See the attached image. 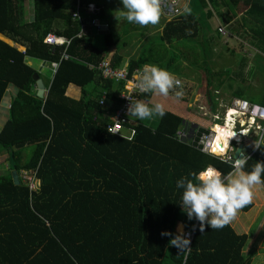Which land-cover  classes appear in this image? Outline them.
I'll use <instances>...</instances> for the list:
<instances>
[{
    "label": "trees",
    "instance_id": "trees-1",
    "mask_svg": "<svg viewBox=\"0 0 264 264\" xmlns=\"http://www.w3.org/2000/svg\"><path fill=\"white\" fill-rule=\"evenodd\" d=\"M25 1L0 0V35L13 42L0 38V101L9 84L16 88L0 128V152L6 153L7 162L6 168L0 167V264H250L251 256L245 252L247 233L235 231L230 223L220 229H210L205 223L201 231L199 222L188 220L179 205L182 189L175 187V181L181 176L207 166L222 175L231 170L223 158L195 144L198 135L217 122L198 123L193 127V141L180 139L177 132L187 120L165 109L163 117L130 121L134 128L130 138L108 132V116L121 103L118 92L122 87L121 82L103 78L96 67L117 43L109 31V13L105 14L108 0H30L28 17ZM189 1L190 13L180 15L185 20L168 21L160 39L162 43L175 41L184 34L192 38L190 48L180 49L179 57L164 54L147 44L151 38L129 58L128 75L143 64H153L181 82L197 81L193 74L201 69L207 94L204 106L210 114L216 115L217 95L223 91L229 95L221 98L224 105L232 98L264 105V91L248 96L252 81L234 74L233 67L244 58L228 56L227 65L213 68L212 44L220 32L213 31L211 10L204 9L211 3L227 22L241 8L247 12L250 18L242 17V34L247 32L250 44L259 50L251 58L250 78L256 75L264 80V0ZM89 2L99 8L96 13L85 10ZM77 6L84 22L92 17L108 19L107 27L95 34L98 44L88 30L79 34L82 23L72 17ZM125 26L132 27L127 22ZM220 27L225 30L221 35L228 34L225 26ZM49 32L69 42L46 43L43 37ZM177 32L178 37L174 36ZM236 34L241 35L229 32ZM118 46L111 58L114 67L122 57ZM196 52L199 59L194 58ZM63 54L68 58H62ZM27 59L58 62L42 97L35 91L33 73H38ZM68 85L76 86L80 95H68ZM103 92L108 108L99 104ZM151 95L140 93L136 100L151 105ZM198 106L194 103L183 109L200 111ZM214 130L219 134L214 151L222 153L228 141L224 132L231 131V126L227 122ZM247 134L243 144L249 151L260 135L259 131ZM234 137L240 140V134L230 138ZM262 147L248 155L245 171L257 161L264 163ZM12 170L18 175L17 184ZM22 171L37 180L34 189L23 181ZM251 206L252 201L241 210ZM178 222L186 230L194 228L187 255L168 244L170 237L160 235L162 230L175 234Z\"/></svg>",
    "mask_w": 264,
    "mask_h": 264
},
{
    "label": "clouds",
    "instance_id": "clouds-1",
    "mask_svg": "<svg viewBox=\"0 0 264 264\" xmlns=\"http://www.w3.org/2000/svg\"><path fill=\"white\" fill-rule=\"evenodd\" d=\"M119 3L122 7L114 12L115 17L119 20L140 26L156 25L159 21L160 0H119ZM178 11L188 14L191 9L185 4ZM135 88L141 93H153L164 97L169 95L170 90L175 89V97L179 98L183 95L181 80L166 69L153 64H145L142 67L137 74ZM164 114L165 108L159 102L149 105L140 100H130L126 108V115L138 121L163 117ZM202 115H205L203 109ZM226 121L230 120L225 118L223 111V123L215 124L223 126L226 125ZM240 127H231V131L224 132L231 143H241L243 137L241 135L238 141L235 140V137L230 138L235 133L239 134ZM210 128L213 130L212 125L208 126V130ZM237 144L235 143V146ZM253 146H264V135L253 141ZM261 150L264 151V147ZM222 158L225 163L230 164L231 168L229 172L223 175L216 168L207 166L195 172L190 171L187 177L181 176L175 181V187L182 189L179 202L181 212L186 214L188 220L195 219L198 221L201 231H203L205 223L210 229H220L229 224L239 209L251 203L254 187L264 185V178H262L264 163L257 161L250 170L245 171L249 157L243 152L239 154L238 158L233 157V153ZM160 235L170 237L168 244L175 247L178 253L187 255L191 248L189 247V237L183 232V225L181 224L177 225L175 234L168 230H162Z\"/></svg>",
    "mask_w": 264,
    "mask_h": 264
},
{
    "label": "rangeland",
    "instance_id": "rangeland-1",
    "mask_svg": "<svg viewBox=\"0 0 264 264\" xmlns=\"http://www.w3.org/2000/svg\"><path fill=\"white\" fill-rule=\"evenodd\" d=\"M109 1L111 2V5H109ZM180 1H181L180 3L182 7L185 4H187L185 3L186 0H180ZM26 2L27 3L25 4V11L27 13L26 16L28 17L29 13L32 12V6H31L32 3L30 0L28 1L26 0ZM109 7L110 9H112V13L114 14L113 10L117 11V9L121 8L122 6L120 5L119 0H108L107 4L104 7L106 10L105 14L109 12ZM204 9L211 10L212 16L210 17V21L212 22L211 28L213 27V31H216V29L220 25V26H225V28L230 32V34H233V33L235 34L237 33V31L241 33V35L236 34V36L229 35L228 31H227L228 34H225V35L216 33V39L215 41H213L214 42L212 44L213 49L211 51V57H210L211 60H213L212 62L213 68H219V67L227 65L229 63V62L227 63L228 56H235L236 58H240V57L244 58V60H242L240 64L237 63L236 66L233 67L234 68L233 71L236 69V72H237L234 74L243 76L244 79H246V81H252L253 85L250 87V90L247 91L248 96H252V95L259 96L264 91V80L261 79L260 77L256 78V75H255L256 80L255 78H252V79L250 78L253 72V62L251 61V58L254 56L255 53L259 52V50L257 47H254L253 45L250 44L251 41L249 39L251 36H249L247 32L246 34H242V21H243L242 17H245V18L248 17L247 19H249L250 18L249 15L247 14V12H245L244 9L241 8L238 15H235L234 18L230 22H227L223 15L218 16L219 12L213 7L211 3H207ZM225 14H228V13H225ZM96 18L103 25V28L101 30L105 29L107 27L106 22L108 21L109 16H108V19L107 18L105 19L106 21L104 20L105 22L99 19L98 17ZM177 18L178 20H181L182 16H178ZM172 19H175V18H172ZM182 19L185 20V18H182ZM166 20H169V19H167L160 12V18L156 25L149 24V25L140 26L137 24H131L132 27H134L132 28L129 26H125L124 24L126 22L116 18V21L112 23L114 25L113 27L111 26V28L114 29L115 34L118 35V39L115 38L117 41V46L119 45L118 49L120 50L123 46H125L123 49L131 48L130 50H132L133 48L137 50L140 44L142 46L145 42H148L152 38L147 44H150V47L153 50L163 52L164 54L167 53L168 55H171L172 53H174L176 57H179L180 49L184 51L183 47H185L186 49L188 47L190 48L192 38H185L183 36L184 34H182L178 40L172 41L171 39L169 42L168 40L164 39L163 42L165 44L162 43L160 39V35H163V30H164L163 25L166 26L167 24L165 23ZM108 27H109V24H108ZM204 29L205 27H203V31ZM245 29L247 30L246 27ZM248 31L250 32V30ZM179 33L180 32H177L174 36L178 37ZM208 45H209V42L207 46ZM194 47L197 48L195 44H193V49H195ZM190 57L191 59H193L192 55H190ZM194 58L199 59L200 54L196 52L194 54ZM224 61H226V63ZM196 70L197 71H195L196 73L193 74V77H197L196 78L197 81L188 80V81L183 82V79H182L183 95L179 97L181 99L179 108H181V105L191 106L194 103H198L199 105L198 108H200V106L202 107L204 106V104H206L207 94H206V88H205V81H204V77L200 76L202 74V70L201 69H196ZM74 88H76V86H74ZM226 93L227 92L223 91L221 95H217V98L219 101L216 106L215 114L219 118H213L214 115L209 113V110L206 106H205V110L207 111V113L205 115H202V112H201L203 108H200V111H198L195 107H191V108L187 107V108H189L192 111L190 113H193V116H195V118L199 120L200 122H206L208 124V123H212L213 121H215L218 124H222L223 123V111L225 109V105H224V101H222L221 98L225 96L229 97V95ZM169 94L171 98L173 99L175 98L174 92L172 90L169 91ZM72 95H74V93H72ZM195 97H198V100L194 99ZM167 99L166 98L161 99L160 95L152 93L150 101L152 103L166 102V103H162L165 109H169V110L174 109L172 108L173 107L172 105L174 104L170 101V98H167ZM225 102L229 103L230 100L225 101ZM104 107H109V105L105 104ZM228 113L230 114V110H228ZM234 116H236L235 120L239 122L236 126L240 127L242 125L241 122L244 119L239 118L240 115L235 114L233 115V117ZM215 126L216 125L214 124V128ZM192 127L193 126L189 124L185 127V130H181L184 134L182 136L183 139H186L190 135L194 134ZM231 127L233 126L231 125ZM250 131H249V137L258 133V131H255L253 129H251ZM247 135L242 137L241 143L243 141L246 142L245 139L247 138ZM235 143L237 144L238 142H235ZM235 143L234 142L231 143L232 153L234 152V149L236 148ZM259 201H261V203L260 205H257ZM235 220H236V223H233V228L235 229V231L239 233L241 232L247 233L248 242H247V246L245 247V252L249 253L251 256L250 264H264V186L259 185V186L254 187L252 206L246 211L239 209L233 221Z\"/></svg>",
    "mask_w": 264,
    "mask_h": 264
},
{
    "label": "built area",
    "instance_id": "built-area-1",
    "mask_svg": "<svg viewBox=\"0 0 264 264\" xmlns=\"http://www.w3.org/2000/svg\"><path fill=\"white\" fill-rule=\"evenodd\" d=\"M188 1L189 0H186V3ZM180 2H181L180 0H160V12L169 20H171L172 18H176L182 14L181 12L178 11L179 9L182 8ZM85 8H86L85 10L89 13H96L99 9L97 6H95V4L91 2L87 3ZM72 17L82 23L79 34L83 33L85 27H91L96 31L98 30L100 31L103 28V25L96 17H92L88 19L86 22H84L85 20L83 21L81 15L79 14V6H77L76 9L72 12ZM217 29L220 33L222 34L225 33L223 27L218 26ZM43 41L49 44L60 45V44H67L69 42V39H66L55 33L49 32L44 35ZM61 57L68 58L66 54H63ZM57 65H58L57 61L50 63V67L52 68L53 71H55ZM96 67L100 71L101 76L103 78L122 83V87L118 92L119 93L118 96L121 100V103L114 110V112L110 116H108L110 122L107 123L106 130L110 133L118 134L130 138L134 132V128L131 125L129 126L128 124L130 123L131 118H129L126 115V108L127 105L130 103V100H136L137 95L141 93L138 92L137 89L135 88L137 74L140 72L141 69H135L132 74L128 75L126 66L114 67L112 65L111 59L108 57L102 59ZM105 98H106L105 93L103 92L101 97L99 98V104L101 106H104ZM200 108H203V114L207 113V111L205 110V106L202 107L200 106ZM228 110H230V114L228 113ZM235 114L240 115L239 118L244 119V120L241 119L242 126L238 130L241 137L246 135V133L250 131L252 125H254L253 130L259 131V135L261 136L262 131L264 130V105L254 103L242 98H232L230 102L225 105L224 115L225 118L227 117L230 120L229 122L230 124H232L233 127L237 125V121L235 120L236 116L233 117V115ZM214 118H217V116L214 115ZM181 130L182 129H180V131H178L177 134L180 139H183L182 136L184 134ZM213 134L214 131L211 130V128L208 131L201 132L198 135L195 144L199 146L201 151L211 155L219 156V158H222L224 156H230L231 155L230 139H228L225 150L221 154L220 151L219 152L214 151ZM190 138H192L193 141V137ZM255 148L256 147H254L253 149L250 148V150L246 153V155L247 156L250 155L255 150ZM21 176L23 181L27 183L31 189H34L37 186L38 182L32 173L22 171ZM193 229L192 230L183 229V232L189 237V240H191Z\"/></svg>",
    "mask_w": 264,
    "mask_h": 264
},
{
    "label": "crops",
    "instance_id": "crops-1",
    "mask_svg": "<svg viewBox=\"0 0 264 264\" xmlns=\"http://www.w3.org/2000/svg\"><path fill=\"white\" fill-rule=\"evenodd\" d=\"M26 2V1H25ZM24 2V3H25ZM190 1L187 2V5ZM186 3V1H185ZM26 4V3H25ZM109 5H111V2L109 1ZM32 6V5H31ZM113 12H115V10H113ZM109 31L112 33L113 37L114 38H117L118 39V35L115 34V31L114 29L111 28V26L113 27L114 24H112L113 22L116 21V17L115 15L112 13V9H110L109 7ZM107 14V13H106ZM177 18V17H176ZM171 20H174V19H171ZM171 20H166L165 23H167V21H171ZM176 22V20H175ZM124 24V23H123ZM125 25V24H124ZM164 27V25H163ZM111 28V29H110ZM134 28V27H132ZM124 29V28H122ZM85 30L87 32H89V34H92V36L94 37V41H96V44H98V40H99V37L95 34L99 33V31H96L94 29H92L91 27H85ZM84 30V31H85ZM227 30V29H226ZM84 32V33H86ZM87 32V33H88ZM80 33V32H79ZM0 38L7 41L8 43L10 44H13L12 41H10L9 39L7 38H3L2 35H0ZM116 41V39H115ZM19 49L22 48V50L24 49L23 46H18ZM125 46H123L119 52L121 53L122 57H121V60H120V63H119V67H124L127 65L128 61H129V58L133 55H135L136 53H138L139 49L142 47L141 44L139 45V47L137 48V50L133 49L130 50V49H123ZM133 47V46H132ZM116 48H117V43H115V45H112L109 47V50H108V53L106 55V57L108 58H112L113 57V54L116 53ZM213 49V48H212ZM27 64L34 67L36 69V72L39 74H37L38 78H40V80L42 81V84H43V88H44V92L46 91V88H47V85L49 83V80L53 74V70L52 68L50 67V63H46L44 61H40V60H36V59H27ZM145 64H143L141 66L140 69H142V67L144 66ZM41 75V76H40ZM40 76V77H39ZM36 87H35V91H36ZM173 92L175 91L174 89L172 90ZM16 92V88L14 85L12 84H9L8 85V88H7V91L5 92L4 96L2 97L1 101H0V128L4 122V120L7 118L8 116V107H9V102H10V97L13 96ZM66 93L68 95H71L73 97H78L80 95V90L76 87L74 88V85H68L67 89H66ZM72 93H74V95H72ZM43 95H45V93H43ZM173 96V95H171ZM192 96V95H191ZM161 99H167V98H170V101L174 104L172 108L175 107V110L174 109H171L172 111H175L177 113H179L181 116H183V118L185 120H187V122L185 124L182 125L181 129L182 130H185V127L189 124H191L193 127L197 126L198 123H200L199 120H197L195 118V116H193V113H190L189 111H185L183 108L184 106L181 105V108H179V105H180V101L181 99L175 97L174 99L170 97V94H169V97H164V96H160ZM194 99L198 100V97H195ZM168 100V99H167ZM162 103H166V102H161ZM198 104V103H197ZM203 104V103H202ZM108 108V107H107ZM191 111V110H190ZM192 112V111H191ZM202 112V111H201ZM131 121L133 122H136L137 120L135 118H132ZM227 122V121H226ZM205 124V126L207 125L206 122H202ZM201 123V124H202ZM231 126V125H230ZM242 139V138H241ZM243 145V148H244V152L246 153L248 150L246 149L247 147ZM250 149V148H249ZM233 150V149H232ZM235 150V149H234ZM230 153L232 154V151H230ZM0 167L2 168H6L7 167V162H6V153L1 151L0 152ZM261 201H259V203L257 205H260ZM233 223H236V220L235 221H231L230 224L233 226ZM178 224H181L183 225L181 222H178L176 224V227ZM184 229V227H183ZM177 230V229H176ZM245 233V232H244Z\"/></svg>",
    "mask_w": 264,
    "mask_h": 264
},
{
    "label": "water",
    "instance_id": "water-1",
    "mask_svg": "<svg viewBox=\"0 0 264 264\" xmlns=\"http://www.w3.org/2000/svg\"><path fill=\"white\" fill-rule=\"evenodd\" d=\"M33 78L35 79L36 88H37L36 89V94L39 97H42L43 96V92H44L42 81L40 80V78H38L37 74H35V73H33ZM241 152H243L246 155V153L244 152L243 145L241 143H239V144L236 145V148H235V150L233 152V157L238 158L239 154ZM11 175H12L13 182L15 184H17L19 182V179H18V175H17L16 171L12 170Z\"/></svg>",
    "mask_w": 264,
    "mask_h": 264
},
{
    "label": "bare ground",
    "instance_id": "bare-ground-1",
    "mask_svg": "<svg viewBox=\"0 0 264 264\" xmlns=\"http://www.w3.org/2000/svg\"><path fill=\"white\" fill-rule=\"evenodd\" d=\"M212 125H213L212 129L214 130V124H212ZM215 125H216V124H215ZM216 126H217V125H216ZM214 131H215V130H214ZM218 135H219V134H217V133L214 132V134H213V146H214V144H215V143H214V139H215L216 136H218ZM247 152H248V151H247ZM247 152H246V153H247ZM222 153H223V152H222ZM222 153H221V154H222Z\"/></svg>",
    "mask_w": 264,
    "mask_h": 264
}]
</instances>
